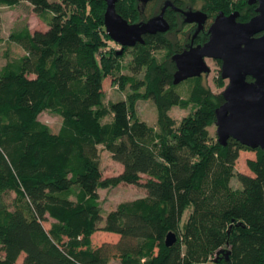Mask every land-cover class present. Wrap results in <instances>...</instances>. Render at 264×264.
<instances>
[{
  "label": "trees",
  "instance_id": "trees-1",
  "mask_svg": "<svg viewBox=\"0 0 264 264\" xmlns=\"http://www.w3.org/2000/svg\"><path fill=\"white\" fill-rule=\"evenodd\" d=\"M24 1L47 29L26 25L12 32L10 41L23 53L0 70V264H16L22 254V264H264V151L212 138L223 92L201 76L184 81L190 86L183 96L184 82L173 83L172 56L181 48L174 38L146 35L133 48L132 74L117 80L131 93L106 106L103 83L122 70V54L106 47L112 39L105 0H0V7ZM188 1L201 3L210 17L239 11L247 21L256 15L248 0L176 4ZM157 2L142 8L138 0H118L116 9L131 23L147 21L159 13ZM157 51H167L166 58L159 60ZM218 86L226 88L222 75ZM139 99L157 107L156 126L138 116ZM191 105L196 110L179 124L169 114ZM46 110L62 118L57 133L39 119ZM100 147L123 165L119 175L103 177ZM250 150L257 152L247 162L252 174L236 172L240 152ZM233 177L241 189L231 186ZM122 183L147 195L120 202L104 218L100 189ZM48 218L54 220L50 229ZM98 231L119 240L95 245ZM171 232L177 240L167 246Z\"/></svg>",
  "mask_w": 264,
  "mask_h": 264
},
{
  "label": "water",
  "instance_id": "water-1",
  "mask_svg": "<svg viewBox=\"0 0 264 264\" xmlns=\"http://www.w3.org/2000/svg\"><path fill=\"white\" fill-rule=\"evenodd\" d=\"M146 5L152 0H138ZM105 29L110 38L122 49L145 43L146 35L165 33L171 25L165 17L169 6L182 12L185 22L197 23L198 33L208 15L202 10H183L167 1L161 11L147 21L131 23L116 9L118 0H105ZM257 4V14L249 21H238L239 11L226 14L220 11L210 26L209 40L203 45L191 46L172 56L177 66L173 83L209 74L207 58L221 60L222 78L228 80L223 91L224 103L216 109L218 141L227 145L233 138L250 148L264 151V0H248ZM257 36V34H260ZM248 77L253 80L249 81ZM177 240L175 233L167 235L166 245Z\"/></svg>",
  "mask_w": 264,
  "mask_h": 264
},
{
  "label": "rangeland",
  "instance_id": "rangeland-1",
  "mask_svg": "<svg viewBox=\"0 0 264 264\" xmlns=\"http://www.w3.org/2000/svg\"><path fill=\"white\" fill-rule=\"evenodd\" d=\"M50 1H55V0H50ZM240 1L241 0H233L232 2L238 3ZM162 4H163V0L161 1L158 0L157 2L158 10ZM201 5H202L201 3L192 5V3L188 1L187 3L184 4V7L185 8L193 7L196 10H201L202 9ZM127 10H129V5L127 6ZM135 22H139V21H135ZM26 25L30 26L32 31L47 29V24L34 11L33 5L30 4L28 1H24L20 6L15 8H10L6 6L0 7V70L7 63V61L15 59L21 56V54L23 53L22 49L19 48L14 43H12L9 38L12 32L17 31ZM180 28H182L181 25L177 26V29ZM184 29H181L182 35L179 36V38L181 37L185 38V35L183 34H186V32L189 31L188 26L184 27ZM177 40L178 37L174 38L175 42ZM181 42L184 41L181 40ZM106 47L107 49L112 48L118 51L121 50V46H119L117 43H115L112 40L108 41ZM167 53H168L167 51L155 52L159 60H164L167 56ZM133 55H134L133 48L127 49L117 60L118 63L121 65L122 70L120 72H115L114 75L105 78L103 83V89H104V103L106 106H109L112 102L127 99L128 95L131 93V87L129 85H126V87L123 89L121 88L117 80L122 74L125 75L132 74L131 70L127 67L131 65ZM206 62L210 66L211 72L209 74L205 73L203 75L202 77L203 83L210 86L214 92H223L225 87L222 88L218 86V78L221 75V64L211 58H207ZM138 78L139 79L143 78V73L140 74ZM225 84L226 85L228 84V80H225ZM189 86L190 84L186 82L180 84L179 89L181 90L183 96H186ZM142 92H144V90H142ZM136 107H137L138 116L142 120H145L150 125H154V126L157 125V119H158L157 107L155 106L152 100L139 99L137 101ZM195 110L196 108L192 105L188 109H182L178 106H174L169 111V114L179 124L184 117L190 115ZM39 119L42 122L46 123L54 133H57L59 131L62 124V118L56 113H53L48 110L42 112L39 115ZM110 119H111L110 117H107L105 120L108 121ZM209 132L212 138L215 141H217L218 139L217 127L215 124L209 127ZM256 158H257V152L255 151H251V150L241 151L240 157L235 167L236 172L252 174L251 170L248 168L247 162L249 159H256ZM99 160L104 178L117 176L123 171V165L120 162L114 160L111 154L108 151L104 150L102 147H100ZM146 178L147 177L144 176L143 181H145ZM231 186L234 189L242 188V184L237 177L232 178ZM99 194H100L101 207L103 210V216L105 218L108 212L114 209L120 202L144 197L147 195V191L146 189L140 186L122 183L116 187H108V188L100 189ZM12 197H14V195ZM10 200H12V198ZM7 201L9 202V200ZM190 211L191 208L186 210V212L184 213L181 226L184 225L187 217L189 216ZM53 221H54L53 219L48 218L44 222L45 228L50 229L51 223ZM93 240L95 245H101L105 242L116 243L119 240V236L117 234L106 231H98L97 233L94 234ZM3 257H4V252L0 247V259ZM24 257L25 254L20 255L16 264H22ZM111 264H120V261L118 259H112ZM194 264H200V263H194ZM203 264H214V263L212 261H208L207 263H203Z\"/></svg>",
  "mask_w": 264,
  "mask_h": 264
},
{
  "label": "flooded vegetation",
  "instance_id": "flooded-vegetation-1",
  "mask_svg": "<svg viewBox=\"0 0 264 264\" xmlns=\"http://www.w3.org/2000/svg\"><path fill=\"white\" fill-rule=\"evenodd\" d=\"M152 1H154V0H152ZM152 1H150V2H152ZM158 1V0H157ZM161 1V0H160ZM167 1H171V2H173V4L175 5V7H178V8H180V9H183V10H189V9H191V8H185V7H181V6H178L177 4H176V0H163V4L161 5V7H160V9H159V12L161 11V9H162V7L165 5V3L167 2ZM150 2H148L147 4H149ZM147 4L146 5H142L141 3H140V7L142 6V8H145V6H147ZM256 5V7H257V4H255ZM196 10V9H195ZM204 11V10H203ZM173 12V13H172ZM204 12H206L207 13V15H208V19H207V21H206V23L204 24V26H203V28L198 32V33H196V30H197V28H198V24L197 23H188V22H185V17H184V15L182 14V12H180V11H178V10H176L174 7H172V6H169L167 9H166V12H165V17H166V19L168 20V22L170 23V25H171V29L169 30V31H167V32H165V33H168V35L170 36L171 34V38H177L178 37V40L175 42L176 44L178 43L180 46H181V48H175V50L177 51V52H175V54H178V53H182L184 50H186V49H189L191 46H198V45H203L204 43H206L208 40H209V38H210V33H209V29H210V26L212 25V23L214 22V20H215V17L216 16H214V17H210V15H209V13L207 12V11H204ZM170 14V15H169ZM256 14H257V12H256ZM240 16V15H239ZM170 17H172L173 19H176V20H174V23H176V26H173L172 25V23L170 22V20H169V18ZM250 20V19H249ZM249 20H247V21H249ZM238 21H241L240 19H239V17H238ZM241 22H246V21H241ZM181 25V27L182 28H180V29H177V26H180ZM186 26H188V30L189 31H187L186 32V34H183V35H185V38L183 39L182 37L181 38H179V36H181L182 35V33H181V29H184V27H186ZM185 30V29H184ZM174 33V34H173ZM207 34L208 35V37H207V40H205L204 42H201L200 40H201V35L202 34ZM261 35V33L260 34H257V36H260ZM181 40H183L184 42H181ZM119 45V44H118ZM119 46H121V45H119ZM130 48H134V47H126V48H124V50H123V53L125 52V50H127V49H130ZM121 49H122V47H121ZM122 53V54H123ZM211 59H213V58H211ZM213 60H216L217 62H219L221 65H222V62H221V60H218V59H213ZM174 62V61H173ZM174 64H175V62H174ZM175 66H176V64H175ZM176 70H177V66H176ZM205 73H203V75H204ZM202 75V76H203ZM201 77V76H200ZM248 80L249 81H252L253 79L251 78V77H248ZM227 86V85H226ZM233 139V138H232Z\"/></svg>",
  "mask_w": 264,
  "mask_h": 264
}]
</instances>
